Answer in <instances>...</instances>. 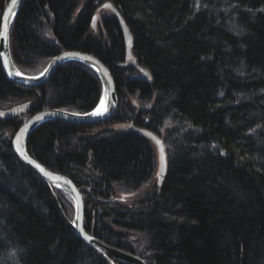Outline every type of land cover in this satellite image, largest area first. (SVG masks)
<instances>
[{"label":"trees","instance_id":"obj_1","mask_svg":"<svg viewBox=\"0 0 264 264\" xmlns=\"http://www.w3.org/2000/svg\"><path fill=\"white\" fill-rule=\"evenodd\" d=\"M106 2L148 80L125 66L120 29L99 9ZM8 40L26 76L63 51L94 56L111 74V119L49 121L26 142L31 158L77 187L88 233L145 264H264V0H25ZM100 95L97 76L77 62L37 89L10 83L0 66V110L29 103L26 116L0 119V264H103L11 148L30 115L85 114ZM133 120L161 139L164 182L130 206L110 204L114 187L131 193L155 172L154 146L129 130Z\"/></svg>","mask_w":264,"mask_h":264},{"label":"water","instance_id":"obj_2","mask_svg":"<svg viewBox=\"0 0 264 264\" xmlns=\"http://www.w3.org/2000/svg\"><path fill=\"white\" fill-rule=\"evenodd\" d=\"M25 0H8L0 18V66L4 78L12 84L21 86L26 89H37L44 85L54 71L62 64L68 62H77L91 70L98 78L101 86V95L97 105L88 113L74 114L70 112L60 110H42L30 115L23 121L21 126L14 133L11 139V148L21 164L35 173L50 195L52 202L54 203L60 217L67 225L71 233L78 238L82 243L88 246L103 264H114V260L124 262L126 264H145L144 261L126 251L117 249L113 246L103 243L97 238L89 234L84 227V208L83 201L79 190L67 177L53 173L41 165L39 162L31 158L26 152V142L33 131L40 125L49 121H61L71 125L85 126V125H97L105 122L113 117L117 110L118 100L115 92V86L109 70L94 56L77 51H63L53 56L46 67L35 76H26L20 73L14 66L10 52H9V28L14 16L21 7ZM99 9L107 11L117 23L124 41L125 51V66L134 68L139 74V78L143 81L148 80L149 74L147 71L139 68L132 57V37L125 25L120 14L117 10L108 2L102 4ZM97 10L96 13H98ZM98 19L95 14L91 19V30L95 29L96 20ZM7 26V39H3L4 26ZM103 110L100 115H92L97 110ZM29 113V104H21L19 106H13L5 110H0V119L11 120L14 118H20L26 116ZM134 120L128 124V128L139 136L148 139L154 146L157 157V171H156V186L160 188L163 185L166 174V151L159 136L152 131L143 128L133 126ZM159 142V143H158ZM27 156L31 161H35L50 173L51 176H45L37 169L34 164L29 162V159H25ZM159 174V175H158ZM53 189L64 192L69 196L73 203L74 214L72 220L69 221L63 212ZM91 237V239H86Z\"/></svg>","mask_w":264,"mask_h":264},{"label":"rangeland","instance_id":"obj_3","mask_svg":"<svg viewBox=\"0 0 264 264\" xmlns=\"http://www.w3.org/2000/svg\"><path fill=\"white\" fill-rule=\"evenodd\" d=\"M100 12L102 11L100 10ZM96 14L97 16H99V13ZM19 105L21 104L15 106H19ZM156 171H157V157H156V168L154 174L146 182H144L138 190L133 191L131 193H126L124 189L119 187H114L113 193L111 194L109 199L106 200V202H109L110 204L114 203L122 206H130L136 203L138 200L142 199L144 196L151 193V191L153 190L152 188L156 186ZM60 192L61 191H59V193ZM62 193L59 194V200L61 202V205L64 207L63 211L66 213V217L69 220H72L74 214L73 203L69 198V196H67L65 193L63 194Z\"/></svg>","mask_w":264,"mask_h":264},{"label":"snow or ice","instance_id":"obj_4","mask_svg":"<svg viewBox=\"0 0 264 264\" xmlns=\"http://www.w3.org/2000/svg\"><path fill=\"white\" fill-rule=\"evenodd\" d=\"M3 39H7V26L5 25L4 26V33H3ZM102 111L103 110H97V111H95V112H93L92 113V115H100V114H102ZM159 143V142H158ZM25 159H29L27 156H25ZM29 162L30 163H32V164H34V166L37 168V169H39V171L41 172V173H43L45 176H51V174L50 173H48V172H46L45 171V169L43 168V167H41V165L40 164H38V163H36L35 161H31L30 159H29ZM159 175V174H158ZM86 239H91V237H86Z\"/></svg>","mask_w":264,"mask_h":264},{"label":"bare ground","instance_id":"obj_5","mask_svg":"<svg viewBox=\"0 0 264 264\" xmlns=\"http://www.w3.org/2000/svg\"><path fill=\"white\" fill-rule=\"evenodd\" d=\"M8 38H9V35H8ZM8 48H9V46H8ZM9 52H10V49H9ZM12 60V59H11ZM13 62V61H12ZM14 64V63H13ZM15 66V65H14ZM17 69V68H16ZM19 71V70H18ZM20 72V71H19ZM42 72V71H41ZM21 73V72H20ZM48 110V109H47ZM101 110V109H100ZM39 127V126H38ZM17 131V130H16ZM28 140V139H27ZM42 165V164H41ZM46 168V167H45ZM69 179V178H68ZM70 180V179H69ZM74 184V183H73ZM77 188V187H76ZM56 189H53V192L55 191ZM57 191H59V190H57ZM62 192V191H61ZM64 193V192H63ZM55 194V193H54ZM67 195V194H66ZM50 196V195H49ZM68 196V195H67ZM55 197H56V195H55ZM57 198V197H56ZM58 200V199H57ZM59 202V201H58ZM60 204V203H59ZM63 210V209H62ZM64 212V211H63ZM65 213V212H64ZM66 215V214H65ZM69 220V219H68ZM69 221H71V220H69ZM90 234V233H89ZM114 261H117V260H114ZM113 261V262H114ZM115 264V263H114Z\"/></svg>","mask_w":264,"mask_h":264},{"label":"flooded vegetation","instance_id":"obj_6","mask_svg":"<svg viewBox=\"0 0 264 264\" xmlns=\"http://www.w3.org/2000/svg\"><path fill=\"white\" fill-rule=\"evenodd\" d=\"M95 31H96V30L94 29L93 32H95ZM134 123H135V120H134ZM134 123H133V126H136V125H134ZM136 127H141V126H136ZM143 128H144V127H143ZM129 130L133 131V130L130 129V128H129Z\"/></svg>","mask_w":264,"mask_h":264}]
</instances>
